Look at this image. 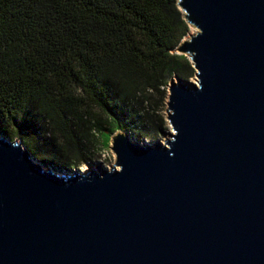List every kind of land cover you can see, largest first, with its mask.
I'll use <instances>...</instances> for the list:
<instances>
[{
  "label": "water",
  "instance_id": "95a60500",
  "mask_svg": "<svg viewBox=\"0 0 264 264\" xmlns=\"http://www.w3.org/2000/svg\"><path fill=\"white\" fill-rule=\"evenodd\" d=\"M177 7L196 84L170 82L164 144L58 174L0 136V264H264V0Z\"/></svg>",
  "mask_w": 264,
  "mask_h": 264
},
{
  "label": "trees",
  "instance_id": "16d2710c",
  "mask_svg": "<svg viewBox=\"0 0 264 264\" xmlns=\"http://www.w3.org/2000/svg\"><path fill=\"white\" fill-rule=\"evenodd\" d=\"M177 4L0 0V136L63 169L117 131L156 136L168 83L194 74Z\"/></svg>",
  "mask_w": 264,
  "mask_h": 264
},
{
  "label": "rangeland",
  "instance_id": "374dc122",
  "mask_svg": "<svg viewBox=\"0 0 264 264\" xmlns=\"http://www.w3.org/2000/svg\"><path fill=\"white\" fill-rule=\"evenodd\" d=\"M179 11H180L182 17H184L182 11L180 9H179ZM197 33L198 32H197L196 29H194L193 27L188 25V35L184 38L183 41H189L190 38L192 36L196 35ZM176 54H178V53H176ZM178 55H180V54H178ZM185 57L187 58V60L191 64V61H190L189 57H187V56H185ZM191 66H192V64H191ZM193 72L195 74L194 70H193ZM194 74L192 75L191 78H189L187 80L182 78V80H185V81H187L188 83H191V84H196V78H195ZM171 81L176 82L175 78H172ZM170 82L168 83V85L166 87V98L160 104L161 105L160 106L161 116L163 118V123H164V126H163V128H162L160 133H158L156 136L145 137L142 140H140V139L139 140H135L134 138L131 139L126 133L117 131V132H115L112 135L111 139L113 137H115L118 133L119 134L123 133V134H126L131 140L137 141L139 143L153 144L155 142H160L161 144H164L169 139L168 136H167V133H172L171 127L169 125V122L167 121V114H166L167 113V105L166 104L168 103V94H169L168 88H169ZM93 135L97 136V134H95V133ZM111 139L109 140L108 145L105 146V147H101V146H94L93 148L89 147L88 154H86L88 159H90V163H88V164L78 165L76 163H73V162L70 163V161H68L67 169H63V168H60V167L53 166L50 163L49 164H46L45 162H40V163H42L45 166H49V167H52L53 169H56V172L58 174L62 173V172L63 173L73 172V171H76V170H79L82 174H85V173H87L90 170V166H95L96 164H100L106 170H110L115 165V154H113V152L110 150L112 148V145H111L112 140ZM12 142H16V143L21 142L22 143V148L26 149L25 146L23 145V142L21 140L14 139V140H12Z\"/></svg>",
  "mask_w": 264,
  "mask_h": 264
}]
</instances>
